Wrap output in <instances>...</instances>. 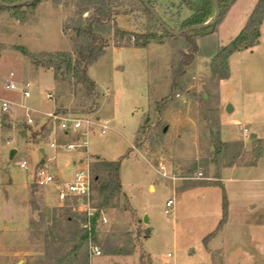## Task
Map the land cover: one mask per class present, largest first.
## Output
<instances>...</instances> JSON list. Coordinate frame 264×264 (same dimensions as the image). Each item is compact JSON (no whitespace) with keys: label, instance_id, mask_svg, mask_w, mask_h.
I'll return each mask as SVG.
<instances>
[{"label":"rangeland","instance_id":"1","mask_svg":"<svg viewBox=\"0 0 264 264\" xmlns=\"http://www.w3.org/2000/svg\"><path fill=\"white\" fill-rule=\"evenodd\" d=\"M152 1L159 17L175 30L191 15L185 10L179 15L170 0ZM253 1L239 0L218 35L196 38L201 51L194 54L185 73L177 77L175 89L174 77L183 62V53L189 52L182 36L162 37V43L151 42L145 53L138 49L120 50L134 47L116 36L118 30L136 34L154 31L155 25L139 11L137 0H123L125 6L121 10L130 13L117 16L110 26L111 32L105 34L106 53L90 70L91 78L103 87L96 85L95 90L86 89L62 73L58 80H53V69L35 66L18 50L24 47L34 54H75V47L82 44L74 31L85 8L81 7V0H44L36 9H25L24 22L18 21L13 12L1 14L0 98L14 102V106L7 114L0 115V264H53L79 242L84 224L90 226L91 217L84 215L76 202L60 204L56 187L39 186L32 175L34 167L48 166L56 168L59 180L64 182L74 169L84 165L80 160L84 159L85 150L66 153L50 147L53 142L78 143L82 137L64 135L58 128L53 136L51 119L46 117L53 106L63 116L98 120L109 127L103 135L95 126L85 138L93 184L91 207L98 206V188L109 179L107 173L96 167L97 162L127 156L122 160L123 182L137 210L122 192L102 210L96 232L89 235L82 251L88 255L89 264H95L96 260L90 256V244L101 248V264H111L110 253L134 249L139 253L140 264H206L203 239L212 231L210 225L216 216H221V209L215 207L213 195L206 198L204 206L201 202L205 198L189 189L201 183H215L214 179L225 169L224 156L216 154L213 144V137L222 133L224 125H235L237 119L241 125L253 124L256 119L264 122V45L258 55L245 54L233 60L237 66L234 89L242 88L247 95L245 104L242 107L240 104L234 114L221 105L220 80L213 73L212 52L227 46L239 35L242 29L237 33L238 26ZM89 6L83 18L93 14V7ZM158 34L163 35L160 31ZM142 64H149V80ZM11 79L18 83L32 81V98L25 100L19 93L7 92L5 86ZM49 93L54 94V100L47 98ZM36 96L39 100L32 105L30 102ZM21 104L38 111L34 125L26 123V111ZM257 126L254 129L264 135V125ZM229 139L225 132L224 141ZM261 141L264 148V139ZM236 142L243 143V156L253 160L259 147L257 138L249 136ZM12 150L16 155L10 160ZM62 158L64 162L60 161ZM74 160L77 165L73 164ZM22 162L28 163V170L21 169ZM261 167L264 175V162ZM217 193L220 195L221 190ZM173 195L174 211L166 216L164 206ZM257 202L254 246L249 238L252 217L246 211L240 215L244 264H264V185L261 195L257 194ZM24 207L29 209L28 218ZM78 225L80 232L76 235ZM151 233L153 236L145 248L150 258L143 251V241ZM251 249L254 257L250 255ZM221 263L219 258L216 264Z\"/></svg>","mask_w":264,"mask_h":264},{"label":"trees","instance_id":"2","mask_svg":"<svg viewBox=\"0 0 264 264\" xmlns=\"http://www.w3.org/2000/svg\"><path fill=\"white\" fill-rule=\"evenodd\" d=\"M44 0H0V16L5 11L13 12L14 17L18 21L24 22L27 19V13L25 9H36L37 6ZM139 3V11L143 12L153 26L154 31H150L146 34H136L126 31L118 30L116 36L126 39L129 44L138 49H145L151 42L162 43L160 38L173 37L174 33L182 32V37L185 39L188 45V53H183V62L179 64L177 74L174 77L173 88H177V77L185 73L187 65H189L193 59L194 54L201 51V48L196 42V38H204L209 35H213L218 32L219 26L224 22L230 9L238 0H217V5L220 9V16L218 21L213 24V20L216 16V6L214 0H170L171 7H177L179 15L182 11H188L191 13L189 17L182 20L179 30H175L168 26L165 22L160 24L152 11H156L154 2L152 0H137ZM23 3L21 5L10 6L12 4ZM81 7H85L81 13V19L78 25L74 28L77 39L82 40V44L75 47V54L69 52L59 53H39L34 54L27 48L20 47L18 50L26 57L30 58L35 66L43 67L47 69H53L54 79L58 80L59 75L69 76L75 79L77 84L82 85L86 89L95 90L96 83L89 77V68L99 61L103 57L108 48V41L105 38V34L111 32V24L119 15H128L130 12L122 11L125 6L123 0H81ZM92 5L93 14L87 18H83L85 13L89 12V8ZM135 11V10H133ZM264 21V0H258L255 8L253 9L247 24L227 46L217 47L212 53H214L213 59V73L218 76L219 80H227L230 78V57L241 50H249L257 47L260 44L261 38V26ZM202 28H195L197 26H204ZM166 27L172 30L169 32ZM195 28V29H193ZM159 31L163 34L159 36ZM141 129V128H140ZM261 139H257L259 147L256 149V155L253 160H248L243 156V143H225L221 139V133L218 132L213 137V144L217 155H223L226 161L224 168L231 167H255L259 163L262 152ZM131 152L128 151L127 155ZM127 156L120 158L116 161L102 160L97 162L96 167L103 172L107 173L108 181L103 182L98 188L99 204L95 214L91 217L89 227H85L81 230L82 235L77 244H74L71 251L64 256V258H56L53 264H64L66 261L70 264L72 262L77 264H89L88 255H83L82 251L84 246L87 245L89 235L95 234L97 220L100 217L102 210L108 208L113 199L119 196L122 192V184L120 179V170L122 160ZM218 157V156H217ZM217 179L220 178V174L217 175ZM219 186L223 190L222 196V220L215 232L209 234L204 238L203 244L207 246L208 241L215 236V234L221 229L222 225L227 222L228 219V201L225 195L223 186L219 182L215 183H201L199 186ZM88 216L87 213L83 212ZM79 234V225L77 226ZM73 237L72 240H74ZM118 255H128L131 252H115ZM112 255V253H110ZM108 254V255H110ZM66 262V263H67Z\"/></svg>","mask_w":264,"mask_h":264},{"label":"crops","instance_id":"3","mask_svg":"<svg viewBox=\"0 0 264 264\" xmlns=\"http://www.w3.org/2000/svg\"><path fill=\"white\" fill-rule=\"evenodd\" d=\"M239 1V0H238ZM238 1L233 5V7L230 9L228 15L226 16L224 22L227 21V19L232 15L233 11L238 5ZM258 0H254L251 4V6L245 11L243 18L241 20L240 25L238 26L237 33L245 27V25L248 22V19L255 8ZM224 22L219 26L218 32L213 34V35H218L221 31V27L224 24ZM235 33V34H237ZM235 36V35H234ZM262 45H264V21L261 26V38H260V44L251 49V50H245V51H239L234 53L230 59H229V67H230V78L227 80H221L220 81V90H219V97L221 100V105L225 106L227 108L228 105H231L233 107V113L234 114L238 106L240 105L242 107V104H245L247 101L246 97V92L244 89L239 88L238 90L234 89L233 82L236 79V74L237 71V66L233 64V60L236 59L238 56L249 54V55H258ZM126 49H135L137 50L138 48H121L120 50H126ZM141 50L142 53H145V49H138ZM143 68L146 70L147 75H148V80H149V64H142ZM92 67V66H91ZM91 67L89 68V77L90 76V70ZM121 68V67H119ZM117 68V69H119ZM42 74H40L39 81L42 80L41 77ZM51 77L53 78V74L51 73ZM96 85L103 89L101 83L94 78H91ZM54 80V78H53ZM54 82L53 81V87H54ZM113 94V93H112ZM113 97V95H112ZM39 100V96L34 97L31 100V104L35 105L36 102ZM150 104V102H149ZM149 107V106H148ZM147 107V108H148ZM144 108V109H147ZM143 109V110H144ZM54 111V106L52 110L46 112V114H49ZM231 121V118L230 120ZM237 123L235 125L228 126L224 125L222 127V133H221V138L222 141L225 143H230V142H236V141H245L248 139L249 136L256 137L257 139H264V135H261L259 131L254 129V127H258L257 125H264V122L262 120H254L253 124H247L246 122H243L242 125L239 123L240 120H235ZM260 123V124H258ZM257 124V125H255ZM226 126V128H225ZM225 132L228 134V136L231 137L229 141H224V136ZM45 150V149H44ZM92 156V155H90ZM93 156H96V158H104L103 155L100 154H93ZM64 157V156H62ZM76 157L73 156V158ZM81 157V155H80ZM65 158V157H64ZM62 158L60 161L64 162L65 159ZM79 158V157H78ZM106 159V158H104ZM107 160V159H106ZM107 161H115V160H107ZM264 162V157L260 159L259 163L255 167H231V168H225L220 174L219 179H214L215 182H219L225 191V195L228 201V219L225 224L222 225L221 229L215 234L213 238H211L207 246H204V251L206 254V264H216L217 260L221 258V264H244V254L245 250L241 248V232L243 231V225L241 223L242 219L240 218V215L243 214V212H248L251 217V225H250V231H249V238H250V244L251 246H254L257 242L255 241L254 237V232H255V221H256V213L258 211V202H257V194L258 196L261 195V191L264 185V175H262L261 171V166L263 165ZM74 165H77V162L74 160L73 161ZM78 169V168H77ZM77 169L73 170V173L69 176L68 180H70L74 173L77 171ZM57 174L59 175L58 170L56 169ZM63 172L65 170L62 168ZM120 179H121V184H122V193L127 195V197L130 199V204L132 206L131 202V197L128 195V193L125 190L124 182H123V166L121 165V170H120ZM148 181L147 183H149ZM189 190H194L197 192V195L199 197L205 198V202L202 201L201 203L205 206L206 204V198L209 199L208 197L210 195H213L214 199V205L215 207H218V209H221V216H216L215 221L212 222L210 225L209 230L211 229L212 231L207 234V236L217 229L219 226L220 221L222 220V196H223V190L219 186H195L190 188ZM217 190H221V194L218 195ZM187 191V190H186ZM185 192V191H183ZM181 192L180 194H183ZM204 200V199H203ZM201 204V205H202ZM135 210H137L134 206H132ZM26 211V217L28 218L30 215L29 209L27 207H24ZM137 213L140 215L141 213L137 211ZM147 222L150 225L149 217L147 218ZM146 221V220H145ZM8 229V228H5ZM4 235V234H3ZM152 233L149 235L147 239L143 241V251H145L146 255H148L151 258V254L148 253L146 248V244L149 240L152 238ZM206 236V237H207ZM204 240V239H203ZM261 243V242H260ZM251 257H254L253 254V249H251ZM111 255V254H110ZM111 264H140V257L139 253L136 249L132 251V253L128 255H118L116 253H112L111 255ZM170 255L168 254V257ZM219 257V258H217ZM103 261L102 258H96L95 264H101ZM159 264H162L160 262Z\"/></svg>","mask_w":264,"mask_h":264},{"label":"built area","instance_id":"4","mask_svg":"<svg viewBox=\"0 0 264 264\" xmlns=\"http://www.w3.org/2000/svg\"><path fill=\"white\" fill-rule=\"evenodd\" d=\"M11 77H14L12 75ZM34 88V83L32 81H25L18 83L14 79H11L5 86L7 92L19 93L21 96L27 100L32 98V90ZM49 100H54L55 96L53 93L47 95ZM14 102H11L7 99L0 98V115L7 114L12 107ZM22 109L26 111L28 125L35 124L34 115L38 113L37 110L31 108L28 105L21 104ZM46 117L51 119V124L53 125V136H56L57 128L63 132L64 135L72 134H81V140L78 143H67L63 145H58L56 142L50 144V147L54 151H64L66 153H74L77 150H85L84 159L81 158L80 164H84L79 167L74 173L73 177L68 180L61 182L58 178L56 168L45 167H34L32 175L35 178V183L39 186H49L53 185L56 187V198L57 201L65 205L69 201H74L77 203L78 208L87 213L89 217L94 215L95 209L91 207L90 200L93 191L92 184V175L89 169V164L87 160L88 156V143L85 139L91 132L92 129L96 126L99 127L101 134H106L109 127L107 124H102L101 121L91 120V119H78L68 116H63L55 111L46 114ZM45 153V150H42ZM21 169L28 170L29 165L27 162H22L20 164ZM176 203V198L173 195L169 198L164 206V214L166 216H171L174 211V206ZM106 221V219H104ZM90 256L92 258H102L103 252L100 247L97 245L90 244L89 246Z\"/></svg>","mask_w":264,"mask_h":264},{"label":"water","instance_id":"5","mask_svg":"<svg viewBox=\"0 0 264 264\" xmlns=\"http://www.w3.org/2000/svg\"><path fill=\"white\" fill-rule=\"evenodd\" d=\"M143 1H145V0H143ZM214 2H215V6H216V16L212 22L213 24H215L218 21V18L220 16V9L217 5V0H214ZM21 4H23V3L12 4L10 6H16V5H21ZM152 12H153L154 16L157 18V20L160 22V24H164V21L159 17V15L155 11H152ZM202 27H205V25L204 26H197L195 28H202ZM195 28H193V29H195ZM166 29L172 33V30L169 29V27H166ZM182 34H183L182 32L174 33V36H182ZM226 110H227V112H232L233 107L231 105H228ZM15 155H16V151L12 150L10 153V160H13Z\"/></svg>","mask_w":264,"mask_h":264}]
</instances>
